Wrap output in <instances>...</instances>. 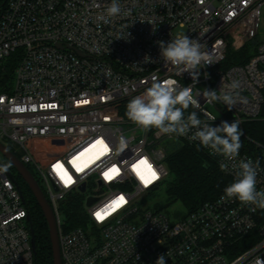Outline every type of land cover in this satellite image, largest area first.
I'll use <instances>...</instances> for the list:
<instances>
[{"label": "built area", "instance_id": "2783aa9c", "mask_svg": "<svg viewBox=\"0 0 264 264\" xmlns=\"http://www.w3.org/2000/svg\"><path fill=\"white\" fill-rule=\"evenodd\" d=\"M111 2L8 0L0 17V68L16 57L10 92L0 93V143L33 171L52 207L62 264H155L162 254L166 264H264V209L225 192L180 218L148 203L169 177L168 154L180 146L202 149L231 183L233 164L259 160L256 187L264 190V144L244 131L264 121V41H257L264 0H118L127 15L105 24L98 17ZM179 35L198 39L214 62L199 69L193 95L201 93L200 108L190 106L185 117L195 111L214 127L238 121L235 161L190 140L196 129L159 134L125 115L127 103L155 81L193 84L160 56L158 42ZM250 43L256 47L246 63L228 64L231 51ZM234 80L246 103L228 110L203 97ZM16 181L0 161V264H36ZM75 197L83 198L80 225L66 217Z\"/></svg>", "mask_w": 264, "mask_h": 264}, {"label": "clouds", "instance_id": "9594fccd", "mask_svg": "<svg viewBox=\"0 0 264 264\" xmlns=\"http://www.w3.org/2000/svg\"><path fill=\"white\" fill-rule=\"evenodd\" d=\"M121 14L127 15V12H122L118 0H112L106 12L98 19L107 24L111 18ZM158 43L164 63L174 67L177 75L189 73L193 84L180 87L173 79L155 81L142 95L133 97L127 103L126 117L144 131L155 128L159 134L188 136L192 129H196L189 136L190 140L199 141L201 146L210 149V154L221 155L228 161H235L242 147L243 135L238 121L234 120L231 123L222 121L220 125L214 127L198 118L195 111L185 117V110L190 106L200 108L197 97L201 93L197 92L194 96L193 88L198 82L199 69L213 64V59L202 51L203 45L198 39L189 38L187 35H179L167 44L163 41ZM239 88V81L234 80L226 86L221 82L219 94L217 90L205 89L202 95L208 103L220 101L228 110H232L237 103L247 102L239 95ZM209 118L215 121V117ZM232 167L237 171L235 180L224 189L226 197L264 209V190L257 191L256 187L259 160L255 163L251 159L241 160ZM220 168L221 171H227L228 165L221 163ZM155 264H166L165 255H160Z\"/></svg>", "mask_w": 264, "mask_h": 264}, {"label": "trees", "instance_id": "16d2710c", "mask_svg": "<svg viewBox=\"0 0 264 264\" xmlns=\"http://www.w3.org/2000/svg\"><path fill=\"white\" fill-rule=\"evenodd\" d=\"M7 3L8 0H0V17ZM252 44L253 43L248 44L240 52L231 51L228 57V64L246 63L255 52L254 49V51L249 54L250 48L248 47ZM15 67L16 57L14 55L6 64L5 69L0 68V93L10 92ZM244 131L253 140L264 144V121L245 124ZM12 150L14 152V149ZM16 155L19 156L18 154ZM166 161L169 177L163 185L165 186V203L181 204L186 214L193 212L206 202L214 201L224 193V189L231 184L230 179L220 172L216 163L200 148L180 146L168 154ZM7 162V167L11 166L15 169L8 160ZM206 165H209V168H206ZM30 171L33 174L31 169ZM16 180L24 194L26 205L30 213L31 224L35 230L37 244L35 263L54 264L53 248L44 213L22 177L17 175ZM155 208L158 211H164V202H157ZM82 212L83 198H73L68 203L66 212V217L71 225L81 224L80 217ZM186 214L181 213V215H176V217L180 218Z\"/></svg>", "mask_w": 264, "mask_h": 264}, {"label": "water", "instance_id": "95a60500", "mask_svg": "<svg viewBox=\"0 0 264 264\" xmlns=\"http://www.w3.org/2000/svg\"><path fill=\"white\" fill-rule=\"evenodd\" d=\"M0 153L5 157L15 168L18 175L22 177V179L26 182L30 190L32 191L33 195L35 196L39 206L41 207L44 216L46 218L50 239L53 248V257H54V264H62L61 258V248H60V241H59V232L57 221L53 212L52 207L48 203L43 191L40 188V185L31 171L17 158V156L6 146L0 143ZM206 168H209V165H206ZM11 175V174H10ZM17 188L21 191L18 182L16 181ZM82 192H85V186L82 187ZM94 202L93 199L88 201V205H91ZM29 221L31 223V218L29 217ZM31 244L33 247L34 254L37 253V244H36V237H35V230L31 224Z\"/></svg>", "mask_w": 264, "mask_h": 264}, {"label": "rangeland", "instance_id": "374dc122", "mask_svg": "<svg viewBox=\"0 0 264 264\" xmlns=\"http://www.w3.org/2000/svg\"><path fill=\"white\" fill-rule=\"evenodd\" d=\"M257 41H264V16L262 18V21H261V28H260V31H259V36H258V39ZM256 47V43L252 44L249 49V54H251L254 49ZM0 161L7 164V159L5 157H3V155H1L0 153ZM9 167V166H8ZM12 167L10 166L9 169L12 171V173L17 176L18 173L15 169H11ZM164 189H165V186H163L162 188L159 189L158 193H155L154 195H152L149 199H148V203L149 204H156L157 202H164V212L169 214V215H173V216H176V215H181L182 214H186L185 213V209L184 207L181 205V204H178V203H171V204H168V203H165L166 201V195H165V192H164ZM178 218V217H177Z\"/></svg>", "mask_w": 264, "mask_h": 264}, {"label": "snow or ice", "instance_id": "6c2138e0", "mask_svg": "<svg viewBox=\"0 0 264 264\" xmlns=\"http://www.w3.org/2000/svg\"><path fill=\"white\" fill-rule=\"evenodd\" d=\"M142 163H144V162L142 161ZM149 171L151 172V170H149ZM154 179H157L156 173L151 172V180H154ZM148 182H150V181L149 180L145 181V183H148ZM121 203H123V198H121ZM117 206H119V205H117ZM97 216H98V218H102L100 213H97Z\"/></svg>", "mask_w": 264, "mask_h": 264}]
</instances>
